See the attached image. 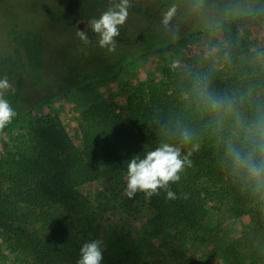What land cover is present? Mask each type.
I'll return each mask as SVG.
<instances>
[{"label":"trees","instance_id":"trees-1","mask_svg":"<svg viewBox=\"0 0 264 264\" xmlns=\"http://www.w3.org/2000/svg\"><path fill=\"white\" fill-rule=\"evenodd\" d=\"M171 3H164L162 8ZM153 20L155 23L156 18ZM263 20L264 6L223 18L213 26L162 32L166 41L161 46L145 47L150 37L144 38L132 43L135 47L130 45L128 51L132 52L126 57L133 60L138 55L173 49L210 30L250 26ZM234 45L223 69L206 65L205 75L182 73L178 81L170 79L161 89L151 87L148 104L143 90L138 89L124 103L104 100L91 105L83 115L81 145L69 139L57 117L47 115L31 123V135L4 163L0 234L4 235L7 252L0 251V264H77L83 245L95 240L101 241L102 264H185L183 253L174 249L177 245L185 248L187 239L197 242L198 230L204 228L211 210L221 212L224 219L237 220L256 210L261 212L264 185L233 169L226 145H244L248 124L264 114V58L256 47L252 50L241 42ZM121 69L122 65L105 77L86 81L76 77L50 97L23 103L16 117L0 130H7L55 97L93 81L116 77ZM205 89L213 97L233 101V110L213 111L202 96ZM184 132L190 136L187 142L182 139ZM162 143L180 147L192 162L180 173V181L169 185L177 198H166L163 189L151 197L140 191L131 198L123 191L117 193L115 185L127 172L126 162ZM97 179L105 180L113 195L101 190L93 196L81 193L82 185ZM135 202L148 205L151 211L141 229L131 230L120 219L124 237L114 235L112 243L105 244L103 215L119 205L131 208ZM15 220L18 226L11 224ZM26 224L35 226L33 232L23 227ZM173 229L174 233L169 232ZM249 235L227 242L222 264H264V240L255 244ZM128 238H133L130 244ZM175 240L177 245L171 243ZM166 246L173 251L165 253Z\"/></svg>","mask_w":264,"mask_h":264},{"label":"rangeland","instance_id":"rangeland-1","mask_svg":"<svg viewBox=\"0 0 264 264\" xmlns=\"http://www.w3.org/2000/svg\"><path fill=\"white\" fill-rule=\"evenodd\" d=\"M168 1H172L171 5L162 8ZM262 1L130 0L128 18L120 26V36L115 38V51H109L107 47L99 46L98 35L87 28V24L89 20L99 18L118 0H0V79L6 76L12 86L4 95L13 108L18 96L39 98L46 92L56 91L64 83H71L79 66L93 72V69L101 68L119 56L122 58L115 65L116 70L122 65L116 77L93 81L55 97L35 108L30 115L17 120L7 130H0V192L5 187L4 163L31 135V123L47 115L57 117L69 139L77 146L81 145L84 138L83 115L93 104L104 100L124 103L138 89L143 90L144 101L148 104L151 87L169 85L170 79L178 81L182 73L201 72L205 75L206 65L223 69L224 63L231 59L230 49L235 48V43L241 42L252 50L256 47L264 58V20L250 26L230 25L210 30L177 44L173 49L138 55L133 60L122 52L135 47V44L125 45V42H142L150 37L145 47L154 45L155 48L166 41L162 32L173 34L185 27L213 26L223 18H234L261 8L264 6L260 3ZM170 11L172 16L165 24L164 18ZM78 30L87 32L89 43H84L77 36ZM251 62H255L254 58ZM18 67L21 69L17 80H11V74L15 75L13 69ZM103 76L107 75L100 77ZM126 175L127 172L122 175L121 183L115 185L117 193H125ZM104 181H89L81 186L80 191L92 196L99 190L113 195ZM150 212L148 205L135 202L131 208L124 209L119 205L114 211L105 213L102 219L106 230L103 237L105 244H111L114 235L124 237L120 219L126 221L131 230L137 231ZM11 224L19 225L16 220ZM23 227L33 232L35 226L26 224ZM169 232L174 233L175 229ZM198 232L197 242L187 239L185 248L178 246L177 240L171 241L177 245L174 252L183 253L185 264H222V252L229 240L247 234L255 238V244L264 240V209L240 220L224 219L221 212L211 210L204 228ZM2 240L4 235L0 234V251L6 253ZM131 241L133 238H128L127 243ZM163 251L171 253L173 247L166 246Z\"/></svg>","mask_w":264,"mask_h":264},{"label":"clouds","instance_id":"clouds-1","mask_svg":"<svg viewBox=\"0 0 264 264\" xmlns=\"http://www.w3.org/2000/svg\"><path fill=\"white\" fill-rule=\"evenodd\" d=\"M130 7V0H118V3L109 7L99 18L88 21L87 28H91L98 35L100 47L115 51V38L120 36V26L126 22ZM171 16V11L166 14L165 24ZM76 34L84 43L90 42L86 31L78 30ZM11 87L6 76L0 79V129L5 128L17 115L4 95ZM202 96L213 111H232L234 108L233 101L213 97L207 89L204 90ZM245 134L244 145L237 146L232 142L226 145L228 162L234 170L246 175L255 184L264 185V114L257 115L248 124ZM182 139L185 142L189 141V134L182 133ZM143 153V156L134 155L126 162L125 194L131 198L140 191L144 192L147 197H151L159 195L160 190L163 189L166 191V198L176 199V193L170 190L169 185L180 181V173L186 166H191V160L182 154L180 147L170 143H162L154 150H147ZM102 260L101 241L95 240L83 245L81 258L77 264H102Z\"/></svg>","mask_w":264,"mask_h":264},{"label":"flooded vegetation","instance_id":"flooded-vegetation-1","mask_svg":"<svg viewBox=\"0 0 264 264\" xmlns=\"http://www.w3.org/2000/svg\"><path fill=\"white\" fill-rule=\"evenodd\" d=\"M163 5V4H162ZM143 33V32H142ZM142 33H139V35H141ZM136 41H133V42H125L124 44L125 45H128V44H132ZM123 55L127 56L128 54L131 55V52H129L128 50L125 51V52H122ZM121 54V55H122ZM121 60L122 61V58L121 56H119L116 60L114 61H111V62H108V63H105L103 67L101 68H98L96 70L93 69V72H89L88 71V68H85V67H77L75 70H76V75L75 77H100L102 75H109L110 73H113L115 70H116V67L115 65L118 63V61ZM21 68L18 67L16 69H13V74H11L12 77L11 80H17L16 76H17V73L18 71L20 70ZM15 76V77H14ZM84 79V78H83ZM62 90V87H60V91ZM54 92H51V93H47L41 97H39L38 99H43V98H47V97H50L51 94H53ZM31 104L33 103V98H29V97H24V98H20L18 96V100H17V103L15 105V107L13 108L16 112L19 110V106H21L22 104Z\"/></svg>","mask_w":264,"mask_h":264}]
</instances>
